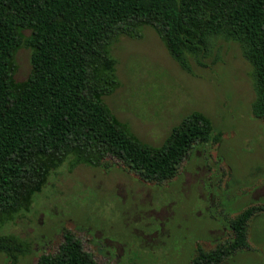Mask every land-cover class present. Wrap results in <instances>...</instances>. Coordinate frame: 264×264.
<instances>
[{
	"label": "trees",
	"instance_id": "obj_1",
	"mask_svg": "<svg viewBox=\"0 0 264 264\" xmlns=\"http://www.w3.org/2000/svg\"><path fill=\"white\" fill-rule=\"evenodd\" d=\"M151 26L172 58L194 73L224 38L252 65V113L264 119V0H0V228L29 210L51 173L68 163L99 166L113 156L146 181L177 176L197 143L215 127L201 111L174 125L160 145L141 140L104 97L120 85L113 46ZM29 31V33H26ZM31 50V72L17 81L15 54ZM231 218L234 237L211 250L198 247L190 264H221L249 247V224L264 208ZM16 234H0V253L20 264L31 253ZM38 264H98L71 230Z\"/></svg>",
	"mask_w": 264,
	"mask_h": 264
},
{
	"label": "rangeland",
	"instance_id": "obj_2",
	"mask_svg": "<svg viewBox=\"0 0 264 264\" xmlns=\"http://www.w3.org/2000/svg\"><path fill=\"white\" fill-rule=\"evenodd\" d=\"M140 38L113 46L119 87L105 102L144 142L160 145L193 111L206 114L219 140L197 143L176 177L146 181L109 156L99 166L68 163L53 171L29 210L0 228L30 243L20 264L55 253L71 230L98 264H190L198 247L211 250L234 237L230 227L247 206L264 208V119L255 98L252 65L237 42L216 38L194 73L175 61L151 26ZM29 33V31H26ZM15 79L31 72V50L15 54ZM249 247L221 264H264V210L249 224ZM0 264H9L0 253Z\"/></svg>",
	"mask_w": 264,
	"mask_h": 264
}]
</instances>
